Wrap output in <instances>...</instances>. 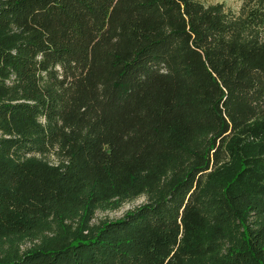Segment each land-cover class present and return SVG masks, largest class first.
<instances>
[{
    "label": "trees",
    "instance_id": "1",
    "mask_svg": "<svg viewBox=\"0 0 264 264\" xmlns=\"http://www.w3.org/2000/svg\"><path fill=\"white\" fill-rule=\"evenodd\" d=\"M0 247L264 264V0H0Z\"/></svg>",
    "mask_w": 264,
    "mask_h": 264
},
{
    "label": "rangeland",
    "instance_id": "2",
    "mask_svg": "<svg viewBox=\"0 0 264 264\" xmlns=\"http://www.w3.org/2000/svg\"><path fill=\"white\" fill-rule=\"evenodd\" d=\"M203 5L220 3L223 5L224 9L230 10L231 12H237L240 5L244 0H197ZM145 198L139 196L134 200L123 202L118 208L112 209L109 207L97 209L90 221V225H96L103 221H112L121 218L126 212L134 209L135 207L143 204ZM38 242L36 239H26L19 243L18 249L20 252L28 250L32 246L36 245ZM1 248V247H0Z\"/></svg>",
    "mask_w": 264,
    "mask_h": 264
}]
</instances>
